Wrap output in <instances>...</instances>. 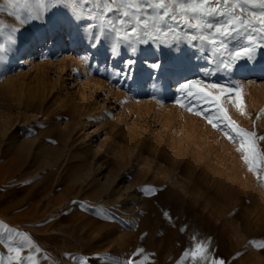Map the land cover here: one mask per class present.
Listing matches in <instances>:
<instances>
[{
  "label": "rangeland",
  "instance_id": "obj_1",
  "mask_svg": "<svg viewBox=\"0 0 264 264\" xmlns=\"http://www.w3.org/2000/svg\"><path fill=\"white\" fill-rule=\"evenodd\" d=\"M44 4L0 0V264H264V162L249 171L217 107L182 89L242 86L244 114L220 103L264 136V48L224 70L181 26L125 38L91 0ZM31 38L46 48L20 65ZM197 243L207 261L185 256Z\"/></svg>",
  "mask_w": 264,
  "mask_h": 264
},
{
  "label": "snow or ice",
  "instance_id": "obj_2",
  "mask_svg": "<svg viewBox=\"0 0 264 264\" xmlns=\"http://www.w3.org/2000/svg\"><path fill=\"white\" fill-rule=\"evenodd\" d=\"M83 2L87 5L89 0ZM36 3L39 8L45 7L44 0H36ZM93 10L102 14H119L118 23L122 26L130 25L131 28L130 32H125V38L137 34L138 30L143 31L144 35L157 33L166 36L174 32L176 26H181L182 31L186 30L185 34L190 41H199L206 47L209 56L216 53L213 62L218 61L217 67L224 70H230L240 59H251L258 47L264 48V0H91L89 12ZM3 50V45H0V51ZM203 83L201 80L189 81L182 85V89L195 88V93L188 92L187 95L197 102L203 100L217 107L222 119L240 137L239 151L244 153L243 159L250 165L249 171L259 169L264 162V151L257 150L256 140H264V136L257 137L255 131H248L237 125L227 108L220 103L222 98L231 99L230 94L234 93L235 100L232 102L244 114L245 102L240 90L242 86L228 87L213 83L198 87ZM208 88L219 89V95H214ZM177 104L185 107L179 100ZM208 122L214 128L218 127L212 119L209 118ZM228 138L232 140L235 137L229 135ZM258 246L264 247V242ZM14 251L19 259V249ZM138 251L142 253L143 249ZM189 255L194 262L207 261V247L197 243L194 250L185 252V256ZM147 259L145 256L139 264H144ZM126 264L135 262L129 260ZM212 264H225V261L213 260Z\"/></svg>",
  "mask_w": 264,
  "mask_h": 264
},
{
  "label": "bare ground",
  "instance_id": "obj_3",
  "mask_svg": "<svg viewBox=\"0 0 264 264\" xmlns=\"http://www.w3.org/2000/svg\"><path fill=\"white\" fill-rule=\"evenodd\" d=\"M60 29H62V27L60 25H56L54 31H58ZM41 33H42V39H43L42 41H46L48 39L51 40L50 37L48 38V30L47 29L43 30V32H41ZM59 41H60V39L57 38L55 40H51L50 43L53 44V43H57ZM44 43L35 44L34 39H32V38L29 39L28 42H27V45H26L27 46L26 54L25 53L21 54L22 57L20 56V61H19L20 63L19 64L20 65H22V64H26V65L29 64V66L31 64L32 65H37V63H36V56L38 54H40L42 50H45L46 47H43L44 46ZM33 46H35L36 49L31 50V48ZM59 47H60L59 44H55L54 46H52V48H53L54 51L52 52V55L47 56L46 61L51 62V63L54 61V55H55L56 52H58ZM41 58L44 59L45 56L43 55V56H41Z\"/></svg>",
  "mask_w": 264,
  "mask_h": 264
}]
</instances>
